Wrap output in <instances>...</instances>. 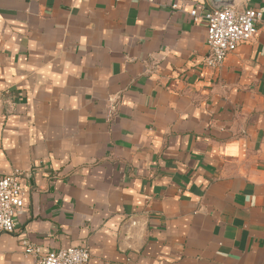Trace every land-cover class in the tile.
<instances>
[{
  "label": "crops",
  "instance_id": "1",
  "mask_svg": "<svg viewBox=\"0 0 264 264\" xmlns=\"http://www.w3.org/2000/svg\"><path fill=\"white\" fill-rule=\"evenodd\" d=\"M201 4L0 0V178L24 171L26 200L0 264H34L23 241L88 246L89 264H264V24L204 67Z\"/></svg>",
  "mask_w": 264,
  "mask_h": 264
},
{
  "label": "built area",
  "instance_id": "2",
  "mask_svg": "<svg viewBox=\"0 0 264 264\" xmlns=\"http://www.w3.org/2000/svg\"><path fill=\"white\" fill-rule=\"evenodd\" d=\"M154 3L156 0H145ZM180 9L178 3L172 5ZM194 22L207 23L209 52L202 61L204 67L219 69L226 58L241 44L251 41L264 24V9L225 6L213 8L201 4L190 11ZM24 171L15 169L0 178V234L17 231V211L26 205L25 188L22 183ZM26 254H34V264H89L91 250L88 246H69L42 252L40 246L23 241Z\"/></svg>",
  "mask_w": 264,
  "mask_h": 264
},
{
  "label": "water",
  "instance_id": "3",
  "mask_svg": "<svg viewBox=\"0 0 264 264\" xmlns=\"http://www.w3.org/2000/svg\"><path fill=\"white\" fill-rule=\"evenodd\" d=\"M235 1H236V0H233V1L229 2V3H227V4L218 5V4H216V3L214 2V0H213V4H214V6H215L216 8H220V7H222V6H233V5H235Z\"/></svg>",
  "mask_w": 264,
  "mask_h": 264
}]
</instances>
